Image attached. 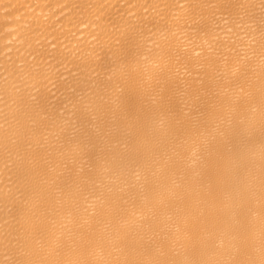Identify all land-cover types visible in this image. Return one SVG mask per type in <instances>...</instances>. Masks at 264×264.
Masks as SVG:
<instances>
[{"label": "bare ground", "instance_id": "obj_1", "mask_svg": "<svg viewBox=\"0 0 264 264\" xmlns=\"http://www.w3.org/2000/svg\"><path fill=\"white\" fill-rule=\"evenodd\" d=\"M0 264H264V0H0Z\"/></svg>", "mask_w": 264, "mask_h": 264}]
</instances>
